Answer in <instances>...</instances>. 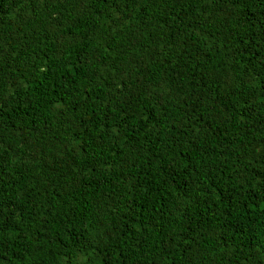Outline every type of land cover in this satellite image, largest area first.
I'll list each match as a JSON object with an SVG mask.
<instances>
[{"label": "trees", "instance_id": "trees-1", "mask_svg": "<svg viewBox=\"0 0 264 264\" xmlns=\"http://www.w3.org/2000/svg\"><path fill=\"white\" fill-rule=\"evenodd\" d=\"M0 264H264V0H0Z\"/></svg>", "mask_w": 264, "mask_h": 264}]
</instances>
